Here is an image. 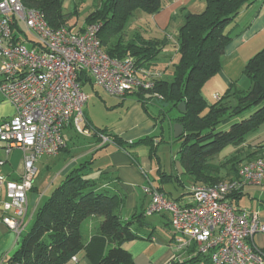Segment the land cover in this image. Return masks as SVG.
<instances>
[{"label":"trees","instance_id":"1","mask_svg":"<svg viewBox=\"0 0 264 264\" xmlns=\"http://www.w3.org/2000/svg\"><path fill=\"white\" fill-rule=\"evenodd\" d=\"M20 1L28 8L44 13L53 29L66 27L77 13L76 9L65 13L63 0ZM255 1L206 0L203 12H186L177 32L179 59L174 65L172 79L162 76L156 80L153 90L126 94L141 103L152 119L160 122L162 133L163 123H168L172 136L174 124L183 126L184 134L176 139L181 142L179 162L187 180L195 185L213 186L223 182L221 174L228 166L233 173L232 179L237 178L242 168L239 167L241 150L219 165L212 161L227 147L242 145L250 134L264 125V49L246 65L244 76L250 83L247 90L233 85L213 104L203 96L205 84L222 70L221 58L232 40L239 14ZM95 2H99V7L86 17L84 23L101 25L98 35L107 54L120 60L133 57L138 68L155 70L162 62V52L169 46L168 38L148 40L136 31L126 42L124 35L128 23L138 12L156 15L162 11L166 0ZM79 81L83 89L86 85H94L86 72L81 73ZM165 104H171L175 109L185 104L186 112L169 119L163 109ZM149 105L158 109L157 116L150 112ZM227 125L229 130H221ZM85 127L95 131L94 136L101 141L102 137L108 138L110 144L127 153L135 163L138 162L132 150L146 146L150 149V158L158 160V147L164 141L161 134L160 137L147 136L133 143L125 142L107 129L93 128L87 118ZM156 138H159L158 144H155ZM250 159H256V155H251ZM91 165V161L81 164L53 190L37 210L30 230L21 235L19 250L6 264H68L82 252L90 264H135L123 246L141 239L139 231L132 227L147 225L145 213L134 214L130 220L123 221L120 216L123 199L100 190L96 181L87 178ZM159 173L164 179L171 178ZM158 190L164 193L162 188ZM240 192L231 197L233 202L241 196ZM90 219L100 221L99 231L91 234L88 240L83 238L82 226ZM201 261V256H197L186 262L172 260L169 264H198Z\"/></svg>","mask_w":264,"mask_h":264},{"label":"built area","instance_id":"2","mask_svg":"<svg viewBox=\"0 0 264 264\" xmlns=\"http://www.w3.org/2000/svg\"><path fill=\"white\" fill-rule=\"evenodd\" d=\"M100 28L53 29L41 11L20 0H0V94L15 109L12 118L0 123V146L8 153L20 150L24 162L19 180L0 176V190L5 188L6 194L1 222L18 237L28 226V194L37 176V159L55 157L65 148L66 129L82 136L92 133L85 127L88 96L79 81L81 73L116 98L153 90L162 77L138 68L133 57L111 58L101 44ZM102 142L111 143L106 137ZM251 186L264 187V157L243 165L237 178L188 187L180 201L148 184L143 189L149 198L145 216H169L175 262L201 256L198 264H264V253L254 244L255 236L264 234V224L257 213L231 200ZM77 263L74 256L68 264Z\"/></svg>","mask_w":264,"mask_h":264},{"label":"crops","instance_id":"3","mask_svg":"<svg viewBox=\"0 0 264 264\" xmlns=\"http://www.w3.org/2000/svg\"><path fill=\"white\" fill-rule=\"evenodd\" d=\"M197 2H203L206 5L204 3L206 0H166L162 11L153 16L155 25L151 29L152 33L156 35L153 38L160 39L163 37V35H159V32L167 33L166 28H168V25L171 24L173 17L178 12H181V15L186 12L201 13L194 11ZM146 39H149V37H146ZM263 49L264 0H256L255 3L239 14L236 27L232 33V40L226 46L221 58L222 70L210 79L203 88L205 99L210 104L216 103L223 98L233 85L238 89L247 90L250 83L244 76V70L247 63ZM87 86L92 90L97 88L95 85H86L85 88ZM95 91L99 94L98 90ZM113 99L116 102L113 103L114 105L107 106V108L109 113L117 115L115 120L107 123H96L90 111L85 112V116L93 128L107 129L118 138L129 143L136 142L147 136L160 137L162 134V130L159 131L161 128L160 122L152 119L145 112L141 103L129 96L125 98L113 97ZM157 112L158 109L155 108V113L152 114L157 116ZM14 115V107L4 100L0 94V123L12 118ZM94 132L92 131L91 137L84 136L85 138L90 137L86 141L88 146L78 159L72 157L71 160H66L64 164L59 163L62 155L67 153V155H70L68 139L72 137L67 136L66 132H64L65 148L57 156L47 157L55 158L56 161H51L50 164L47 162L40 167L35 164L38 173L44 170L47 173H52V177L49 178L51 180L48 186L46 188L41 187V190L36 183L39 179L34 182V187L28 194V211L26 215L28 226L23 234L33 224L37 210L45 202V197L53 192L55 184L57 182L61 184L72 170L79 168L85 162H92L87 176L88 179L96 181L100 190L107 191L111 195H118L123 199L124 204L120 212L123 221L130 220L134 214L145 213L149 198L143 189L148 184L162 188L166 196L172 200L180 201L187 197L188 180L184 175V170L178 157L174 159L176 161H173L170 167L165 168L159 163L160 157L158 153V160L152 159L146 150L138 147L131 151L137 159L138 163H135L127 153L117 146L110 143L103 144L99 137L94 136ZM158 142L159 138H156L155 144H158ZM237 150H241L244 155L241 156V158L245 159L242 165L250 161V156L253 154L256 155V158L264 157V125L258 131L250 134L242 145L227 147L212 163L216 165H219L220 161L224 163L226 160L231 159ZM93 153L96 154L95 158H92L93 156L90 157ZM84 159L85 161H83ZM88 159L89 161H86ZM0 162H2L0 163V176L8 181H17L21 178L24 172V162L23 153L20 150H13L8 153L6 148L0 146ZM55 170L56 172H54ZM159 172L171 178L165 177L164 179ZM223 173L232 179L233 173L230 171V166L223 170ZM170 185H175L177 190L182 189L183 193L174 196L169 190L168 186ZM240 194L241 196L234 200V204L238 208L257 213L261 223L264 224V187H246ZM245 196L254 200V202L252 204L246 202V206H243L241 203ZM5 201V188H2L0 190V264L12 258L20 248V237L9 231L1 222V218L4 216L2 204ZM144 217L147 225L140 228L139 225L135 224L132 227L133 230L139 231L141 239L125 243L123 248L132 256L135 264H169L175 256L172 248L173 234L169 216H167V219L163 218V220L159 221H152V216ZM94 221L99 224L100 220ZM158 230L161 232L160 235L157 233ZM90 238L91 233L86 239L89 240ZM256 238L258 243L255 241ZM254 244L258 249L264 251V234L256 235ZM82 257L83 259L81 260ZM77 258V264H81V261L89 263L85 259L83 252L77 255Z\"/></svg>","mask_w":264,"mask_h":264},{"label":"rangeland","instance_id":"4","mask_svg":"<svg viewBox=\"0 0 264 264\" xmlns=\"http://www.w3.org/2000/svg\"><path fill=\"white\" fill-rule=\"evenodd\" d=\"M98 7H99V2H95V0H73V1L63 0V9H64L65 13H72V12H74L75 9L77 10L76 15L73 16L72 20L66 25V27H69V28L73 27L72 30H83L87 26V24L84 23L86 17ZM205 7H206V5L203 4V2H201V3L197 2V6H196L194 11L195 12H202L205 9ZM184 14L185 13H183L181 15V12H178L173 17V21L171 22V24L168 25V28H166L167 33L166 32H159L160 33L159 35H163V37H161L160 40L167 37L168 41H169V46L165 49L167 51L164 50L162 52V55H163V56H161L162 62L161 63L159 62L155 66L154 71L160 73L163 76V78L167 79V80L172 79L174 65L178 62V59H179L178 44H177V39H178L177 32H178V29L181 27V25L184 21ZM153 16H155V15H148V14H145L142 12H138L136 14V16L134 17L135 19H131L127 25L128 28H127L125 35H124V41L127 42V41L131 40L133 38V33H135L136 31H139L140 33H142L143 37L145 39H146V37H149L148 40H153L154 39L153 37H156V35L154 33H152V29H151V27L153 25H155V22H154L155 19ZM150 30H151V32H150ZM164 33H165V35H164ZM95 90H98L99 94H97ZM95 90H92L88 86L84 89L85 94L88 96V101L84 106V113L90 111V114L94 117L93 119H95L96 123H107V122H110L112 120H115L117 115L109 113L107 106L109 107L111 105H114L113 103H115L116 100L114 101L113 97L108 96L98 87L95 88ZM108 103H110V104H108ZM163 109L166 112L167 117L169 119H174L180 115V112L178 111V109H175L171 104H165L163 106ZM149 110L151 113H155V107L154 106L149 105ZM162 126H163V131H164V133H162L164 141L158 147V156L160 157L159 163L162 164V166H164L165 168H168L171 166V164H173V161H176L174 159H177V157L179 158V150L181 148V142L177 141L172 136V134L169 131L168 123H163ZM229 127H230L229 125L224 126V127H222L221 130L227 131V130H229ZM161 130L162 129L160 128L159 131H161ZM65 132H66L67 136L72 137V138L68 139L69 146H70L69 147L70 155H67L68 153L62 155L61 159L59 161V163H61V164H64L66 160H71L72 157H75L76 159H78V157H80V154L85 149H87L88 144L86 141L89 140L87 138H90L92 136L91 135L90 137L85 138L84 136L76 133L73 128L66 129ZM140 148L143 150H146L148 153H150V149L148 147L140 146ZM235 154H236V152H235ZM95 155L96 154L93 153L92 155H90V157L93 156L92 158H95ZM241 156H244L242 151L239 154L240 158H241ZM85 159L83 161H85ZM54 160L56 161L55 158H47V156H42L39 159H37L36 165H38L40 167L42 164H46L47 162H49V164H50L51 161H54ZM86 161H89V159ZM244 161H245V159L241 158V162H240L239 167L243 166L241 163H243ZM221 162L222 161H220V164H221ZM60 166H58V167H60ZM54 172H56V170ZM221 176H222L221 181L231 180L228 177V175H226L225 173L221 174ZM50 177H52V173H47L44 170L41 171V173L37 172L35 182L39 179L36 183H37L40 190H41V187L46 188L48 186V184L50 183V180H51V179H49ZM59 185H60V182H57V184H55L53 190L56 187H58ZM194 185L195 184L192 182H189V181L187 182V187H191ZM168 187H169V190L174 194V196H178V195L183 193V190L182 189L177 190L175 185H170ZM186 191H188V189H186ZM49 195L45 197V199H44L45 201L49 197ZM246 202L248 204H252L254 202V200L245 196L243 198V201L241 204L243 206H246ZM166 215H154L151 218H152V221H155V220L159 221V220H163V218L167 219ZM29 230H30V228L28 230H26L25 233H27ZM98 231H99V224H98V222L94 221L93 219L86 221L82 226V234H83L84 239H86L90 235V233L96 234ZM157 233H158V235H160L161 232L158 230ZM255 241L258 243L257 238L255 239ZM82 259H83V257L81 258V260ZM81 262H82L81 264L87 263L85 261H81ZM87 264H89V263H87Z\"/></svg>","mask_w":264,"mask_h":264},{"label":"water","instance_id":"5","mask_svg":"<svg viewBox=\"0 0 264 264\" xmlns=\"http://www.w3.org/2000/svg\"><path fill=\"white\" fill-rule=\"evenodd\" d=\"M178 111L182 114L186 112L185 104H181L178 107ZM184 134V128L181 124H174L173 125V137L175 139H179Z\"/></svg>","mask_w":264,"mask_h":264}]
</instances>
